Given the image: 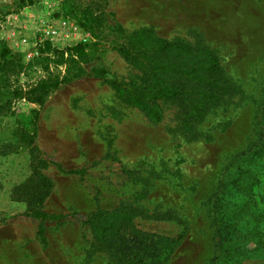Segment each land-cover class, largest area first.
I'll list each match as a JSON object with an SVG mask.
<instances>
[{"label":"rangeland","instance_id":"rangeland-1","mask_svg":"<svg viewBox=\"0 0 264 264\" xmlns=\"http://www.w3.org/2000/svg\"><path fill=\"white\" fill-rule=\"evenodd\" d=\"M18 2L0 0V41L25 66L17 85L44 76L33 62L44 42L56 50L85 45L90 64L105 68L107 78L62 86L40 108L13 102L11 112L0 115V264H125L81 223L24 218L26 205L11 201L12 190L31 173L29 151L18 142L17 130L26 127L32 108L40 120L62 119L54 129L56 144L36 128L34 144L47 162L38 171L51 183L40 205L44 213L138 210L146 218L135 219L134 230L168 238L185 232L160 264H223L214 260L217 235L210 206L223 172L256 145L263 128L264 0H36L25 7ZM86 5L98 6L93 13L98 20L88 23L80 16ZM115 25L123 36L151 30L166 40L206 47L235 91L191 134L179 130L174 106L162 105L161 122L152 125L110 85L135 74L112 49L121 44ZM47 27L56 31L51 41ZM121 168L138 179H125ZM80 169V175L66 173ZM257 192L264 195V177ZM131 230L122 229L128 239ZM240 264H264V251Z\"/></svg>","mask_w":264,"mask_h":264},{"label":"trees","instance_id":"trees-1","mask_svg":"<svg viewBox=\"0 0 264 264\" xmlns=\"http://www.w3.org/2000/svg\"><path fill=\"white\" fill-rule=\"evenodd\" d=\"M35 1L19 0L18 4L19 7L31 6ZM97 8L96 5H86L79 10V14L91 23L98 20L93 15ZM115 31L119 34L121 44L113 43L112 49L135 74L128 82H112L110 85L121 102L137 110L152 125L161 122L162 105L174 106L177 109L179 130L191 134L195 124L203 121L210 110L220 106L235 91L219 59L206 47L191 46L180 39L166 40L151 30L123 36L115 25ZM38 51L39 56L33 62L39 65L44 76L32 85L21 87L17 85V76L25 66L0 41V115L10 113L13 102L24 101L40 108L62 86L82 79L105 81L107 78L105 68L90 64L85 45L75 44L65 50H56L44 42ZM37 115V109H30L28 124L17 130V140L28 148L31 165L29 177L12 190L11 201L26 205L21 216L54 223L71 218L86 226L93 239L109 249L118 262H164L184 238L185 232L182 230L174 238H168L134 230V220L145 217L138 210L97 209L84 215H53L41 210L40 205L49 194L51 183L38 171L47 162L40 158V152L34 144ZM66 173L80 175L83 170ZM120 173L128 180L138 179L129 170L121 168ZM262 177L264 108L263 128L258 142L238 156L223 172L211 201L212 222L217 235L215 262L240 264L244 258L257 257L259 252L264 251V195L257 192ZM122 229H132L129 239ZM36 234L44 247L41 226H38ZM244 245L249 249L239 252L238 248Z\"/></svg>","mask_w":264,"mask_h":264},{"label":"crops","instance_id":"crops-1","mask_svg":"<svg viewBox=\"0 0 264 264\" xmlns=\"http://www.w3.org/2000/svg\"><path fill=\"white\" fill-rule=\"evenodd\" d=\"M62 119H59L57 115L48 116L47 119L37 118V132L38 134L47 137L50 140V143L56 144L58 143V139H56V134L54 133V129L60 125ZM42 152L47 154L51 153L50 148H42L40 147ZM40 151V150H39Z\"/></svg>","mask_w":264,"mask_h":264},{"label":"built area","instance_id":"built-area-1","mask_svg":"<svg viewBox=\"0 0 264 264\" xmlns=\"http://www.w3.org/2000/svg\"><path fill=\"white\" fill-rule=\"evenodd\" d=\"M44 33L50 41L56 37V31L52 27L45 28Z\"/></svg>","mask_w":264,"mask_h":264}]
</instances>
